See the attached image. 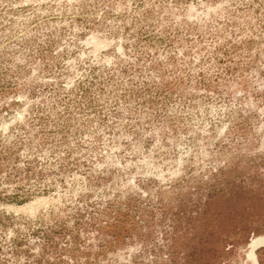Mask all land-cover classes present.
<instances>
[{
	"label": "rangeland",
	"instance_id": "obj_1",
	"mask_svg": "<svg viewBox=\"0 0 264 264\" xmlns=\"http://www.w3.org/2000/svg\"><path fill=\"white\" fill-rule=\"evenodd\" d=\"M1 89L0 264H264V0H0Z\"/></svg>",
	"mask_w": 264,
	"mask_h": 264
},
{
	"label": "trees",
	"instance_id": "obj_2",
	"mask_svg": "<svg viewBox=\"0 0 264 264\" xmlns=\"http://www.w3.org/2000/svg\"><path fill=\"white\" fill-rule=\"evenodd\" d=\"M3 91V89H1L0 90V92H2ZM85 96V94H83V96H80L78 99H81L82 97H84ZM82 99H84V98H82ZM77 102H79L80 103V100H78ZM78 103V105H80ZM87 107H90V101L88 102V104L86 105ZM47 117L45 118V120H41V122H39L38 123V125L40 126L41 124H44V123H46L47 122V124H48V126H49V121H47ZM44 126V125H43ZM56 127H60V125L58 124ZM33 128V126H31L30 127V129H32ZM64 128H59V129H56L55 131H54V134L55 133H60V132H62V130H63ZM33 139L34 140H37L36 141V143L40 146V150H43V149H45V150H49L48 149V147H47V133L45 134V131H44V129L41 127V128H39V130H37L36 131V134L31 138V140L30 141H33ZM51 144V147H52V145H55V144H52V143H50ZM36 148H37V146H36ZM7 160H8V151L7 150H5V149H0V167H1V165H3V164H6V162H7Z\"/></svg>",
	"mask_w": 264,
	"mask_h": 264
},
{
	"label": "water",
	"instance_id": "obj_3",
	"mask_svg": "<svg viewBox=\"0 0 264 264\" xmlns=\"http://www.w3.org/2000/svg\"><path fill=\"white\" fill-rule=\"evenodd\" d=\"M263 246H264V242H262V243L258 244V245L255 247V249H254V250H256L257 248L263 247Z\"/></svg>",
	"mask_w": 264,
	"mask_h": 264
}]
</instances>
